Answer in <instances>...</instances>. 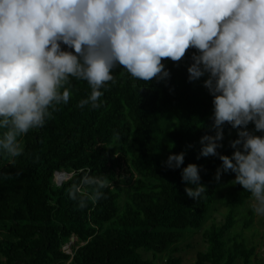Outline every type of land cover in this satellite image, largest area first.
I'll return each mask as SVG.
<instances>
[{"label": "trees", "instance_id": "trees-1", "mask_svg": "<svg viewBox=\"0 0 264 264\" xmlns=\"http://www.w3.org/2000/svg\"><path fill=\"white\" fill-rule=\"evenodd\" d=\"M193 51L179 63L164 58L170 77L148 84L117 67L115 83L101 89L99 108L77 107L91 89L72 78L69 102L19 138L23 154L14 161L0 157V264H158L159 256L165 264H182L180 245L208 222L207 249L196 264H264L255 246L229 235L249 193L232 184L233 172L215 179L218 156H200L201 136L214 134L213 98L204 87L206 75L188 80ZM237 132L224 125L219 153L231 156ZM182 151L183 164L167 167L169 154ZM188 163L199 167L206 186L199 200L185 192L181 171ZM63 171L70 177L60 184L56 173ZM84 175L106 177L110 185L96 203L88 200L81 208L82 194L92 190L80 184ZM73 185L81 188L76 198L69 193ZM222 205L226 212L218 221ZM254 220L248 210L242 229ZM72 235L79 244L70 254L63 247Z\"/></svg>", "mask_w": 264, "mask_h": 264}, {"label": "clouds", "instance_id": "clouds-1", "mask_svg": "<svg viewBox=\"0 0 264 264\" xmlns=\"http://www.w3.org/2000/svg\"><path fill=\"white\" fill-rule=\"evenodd\" d=\"M189 49L188 80L206 75L213 98L214 134L201 136L200 156H218L215 179L235 173L232 184L264 216V134H256L264 133V0H0V157L23 154L19 138L69 102L72 78L91 89L77 107L99 108L117 67L145 84L161 81L170 77L163 59L179 63ZM225 124L238 130L231 156L217 151ZM184 156L170 153L165 164L179 168ZM181 177L190 198L206 195L195 163ZM80 184L92 189L79 200L83 208L110 182L84 175ZM80 192L69 189L73 198Z\"/></svg>", "mask_w": 264, "mask_h": 264}, {"label": "rangeland", "instance_id": "rangeland-1", "mask_svg": "<svg viewBox=\"0 0 264 264\" xmlns=\"http://www.w3.org/2000/svg\"><path fill=\"white\" fill-rule=\"evenodd\" d=\"M59 175V176H58ZM56 178H64L61 173L56 174ZM67 179L56 180L60 183L66 181ZM131 190L130 186L126 187ZM248 210H252L250 206V200H248L246 206L238 213L239 223L232 229L229 235L233 236L235 234L241 235L247 240V243L251 246H255L256 255L258 258L264 257V216H258L255 214V220L252 226L246 230L242 229L241 221ZM226 212V207L221 206L220 212L216 213L215 216L218 221L223 219L222 213ZM211 222H208L203 229L191 232L188 234L187 238L180 245V251L176 254L180 256L183 260L182 264H196L197 254L201 251L207 249V244L203 237V232L205 228L209 227ZM79 244V239L76 235L70 237V241L64 245V251L67 253H73V247ZM158 264H165L164 256H159L157 259ZM239 264V263H237Z\"/></svg>", "mask_w": 264, "mask_h": 264}, {"label": "water", "instance_id": "water-1", "mask_svg": "<svg viewBox=\"0 0 264 264\" xmlns=\"http://www.w3.org/2000/svg\"><path fill=\"white\" fill-rule=\"evenodd\" d=\"M57 173H61V175H63L64 176V178H69L70 177V174L68 173V172H66V171H63V172H57ZM56 173V174H57ZM57 180V179H56ZM58 183H60L59 181H57ZM61 184V183H60Z\"/></svg>", "mask_w": 264, "mask_h": 264}, {"label": "bare ground", "instance_id": "bare-ground-1", "mask_svg": "<svg viewBox=\"0 0 264 264\" xmlns=\"http://www.w3.org/2000/svg\"><path fill=\"white\" fill-rule=\"evenodd\" d=\"M62 179H64V178H62ZM61 180V179H60Z\"/></svg>", "mask_w": 264, "mask_h": 264}, {"label": "built area", "instance_id": "built-area-1", "mask_svg": "<svg viewBox=\"0 0 264 264\" xmlns=\"http://www.w3.org/2000/svg\"><path fill=\"white\" fill-rule=\"evenodd\" d=\"M66 179H68V178H66ZM73 254V253H72Z\"/></svg>", "mask_w": 264, "mask_h": 264}]
</instances>
